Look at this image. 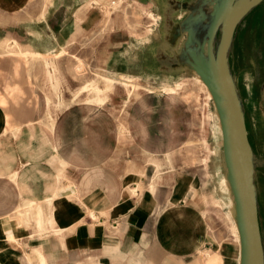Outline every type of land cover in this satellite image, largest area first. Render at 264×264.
Masks as SVG:
<instances>
[{"label": "crops", "instance_id": "0c3cea01", "mask_svg": "<svg viewBox=\"0 0 264 264\" xmlns=\"http://www.w3.org/2000/svg\"><path fill=\"white\" fill-rule=\"evenodd\" d=\"M103 1L109 15L117 0ZM45 2L0 0V264H239L217 217L222 208L231 233L218 184L222 160L209 178L169 169L155 175L136 158L117 171L110 147L97 151L94 128L63 124L73 105H62V65L69 48L77 64L79 35L69 23L78 15L64 14L65 0L43 14ZM45 65H55L54 81Z\"/></svg>", "mask_w": 264, "mask_h": 264}, {"label": "rangeland", "instance_id": "374dc122", "mask_svg": "<svg viewBox=\"0 0 264 264\" xmlns=\"http://www.w3.org/2000/svg\"><path fill=\"white\" fill-rule=\"evenodd\" d=\"M73 2L74 7L65 3L64 14L78 15L69 25L78 31L79 50L73 60L79 62L71 65L69 48L62 65V105L64 110L73 108L63 124L84 131L94 128L97 151L110 147L106 152L114 170L122 171L127 159L136 158L144 169L151 165L155 175L169 169L177 175L206 172L209 178L212 166L222 160L221 153L210 154L211 148L221 147V135L207 116L210 108L192 64L208 60L206 41L212 35L214 57L219 59L231 20L246 0H124L109 15L103 0ZM150 13L159 16L157 22ZM152 26L157 35L148 32ZM227 65L248 131L264 255V0L235 26ZM80 138L82 142V134ZM222 171L218 181L225 167ZM220 209L223 241L235 244Z\"/></svg>", "mask_w": 264, "mask_h": 264}, {"label": "bare ground", "instance_id": "6f19581e", "mask_svg": "<svg viewBox=\"0 0 264 264\" xmlns=\"http://www.w3.org/2000/svg\"><path fill=\"white\" fill-rule=\"evenodd\" d=\"M45 1H46L45 2L46 5H44L45 9L43 11V14L46 13V10L49 8L50 4L53 3L55 0H45ZM116 2H117V5L115 7V10L120 8V6L123 3V0H117ZM158 18L159 16L156 17V19ZM156 25H158V23ZM49 42H51V40H49ZM0 47H1L0 50H2L3 49L2 46ZM206 47H207V52H208V60H204V59L196 60L192 65H198V66H196L192 72H193V75L196 77L197 81L199 82L198 84L199 89L205 93V97H206L205 102L207 106H209L210 108L208 110L207 116L210 120L214 121V124L216 125L215 131L221 135V141H220L221 151L219 148L218 149L214 148L213 150H210V154L213 156H217L219 153L222 154L221 159L225 167V172L220 181L221 183H219V187L224 191V201L230 207V210L228 212V217L233 221V226L231 227V233L235 237V245H236L235 247L238 248L239 264H264L263 247L261 246V244L258 243V241L254 239L253 230H252V226L250 223L252 209H253V206L256 205V191L254 189V184L251 182V175H252L253 169L250 163V155L247 152L249 149V143H248V135H247L248 131H247L246 123H245V117L241 111L240 104L237 103L238 108H237V112L233 119L234 131H235V136H236L235 137L236 146H237V151L234 152L232 148L231 138H230V120H229L230 113H229V107L227 105L226 98H225V91L221 83L219 59L217 60L215 59L214 46L210 41H206ZM28 50H25V52ZM16 53L20 57H23L25 54L20 49ZM13 55H14V52H13ZM55 65H45V68H46L45 73H47L46 76L48 77L50 81H54L55 79V76H54L55 73L51 72L50 70V67L51 66L55 67ZM205 67L207 69L206 73L203 69ZM227 80H228L229 87L231 88L233 93L236 95L234 84L232 82L229 71H227ZM107 81L111 83L112 79L107 80ZM91 88L94 89L96 92H99L98 88L96 87L95 88L91 87ZM168 90L175 91L176 89L169 88ZM247 192L249 194L250 200L248 197H246Z\"/></svg>", "mask_w": 264, "mask_h": 264}, {"label": "water", "instance_id": "95a60500", "mask_svg": "<svg viewBox=\"0 0 264 264\" xmlns=\"http://www.w3.org/2000/svg\"><path fill=\"white\" fill-rule=\"evenodd\" d=\"M260 0H249L247 3H245L243 6H241L236 13L234 14L231 23L228 27L227 33L225 35L220 54H219V68H220V77H221V83L225 91V98L227 105L229 107V113H230V138L232 142V148L234 152L237 151V146H236V139H235V131H234V124H233V119L234 116L237 112V97L231 90L228 84L227 80V71H228V53H229V48L231 45L232 41V36L234 33L235 26L237 25L239 19L241 16L247 12L251 7L259 3ZM213 38L214 35L211 36L209 41L213 44ZM246 197L249 198V194L247 192ZM250 200V198H249ZM250 223L252 226L253 230V236L256 241H258L259 244L262 246V240H261V233H260V227H259V219H258V211H257V205L253 206L251 217H250Z\"/></svg>", "mask_w": 264, "mask_h": 264}]
</instances>
